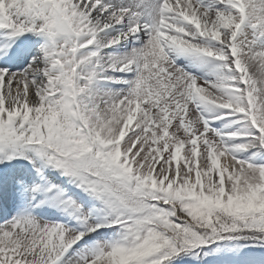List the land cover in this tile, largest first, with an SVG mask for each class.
Masks as SVG:
<instances>
[{
	"label": "snow or ice",
	"instance_id": "obj_1",
	"mask_svg": "<svg viewBox=\"0 0 264 264\" xmlns=\"http://www.w3.org/2000/svg\"><path fill=\"white\" fill-rule=\"evenodd\" d=\"M0 264H264V0H0Z\"/></svg>",
	"mask_w": 264,
	"mask_h": 264
}]
</instances>
